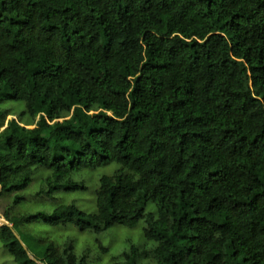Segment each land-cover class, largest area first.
Returning <instances> with one entry per match:
<instances>
[{"label":"trees","instance_id":"1","mask_svg":"<svg viewBox=\"0 0 264 264\" xmlns=\"http://www.w3.org/2000/svg\"><path fill=\"white\" fill-rule=\"evenodd\" d=\"M8 101L25 104L0 109V197L14 206L39 167L51 173L42 197L85 191L72 175L120 166L100 180L95 214L7 210L20 236L39 221L97 234L144 221L155 246H132L125 264L141 253L264 264V0H0ZM0 233L17 264H37L9 227ZM35 243L43 264H88L70 244Z\"/></svg>","mask_w":264,"mask_h":264},{"label":"rangeland","instance_id":"2","mask_svg":"<svg viewBox=\"0 0 264 264\" xmlns=\"http://www.w3.org/2000/svg\"><path fill=\"white\" fill-rule=\"evenodd\" d=\"M1 108L10 111L14 115H18L21 111L25 110V104L8 101L1 104ZM11 119H13V116L7 118L5 128ZM119 168L118 164H113L97 170H83L72 175L70 180L84 184L87 186V190L76 192L63 190L53 196L39 197L37 194L41 191L44 180L51 175L47 169L39 167L35 170L29 188L20 193L24 198L21 204L14 206V195L0 197V222L7 223L3 214L9 209H11L10 215L16 218L37 213L51 214L62 205H76L87 214H95L97 212V192L100 187V180L102 177L115 175ZM147 213H153L155 217H158L157 208L151 202L147 204ZM144 227H146L144 221L135 229L115 225L108 231L97 234L82 232L73 225L53 227L45 224L43 221H39L30 225L20 226L19 233L23 237L25 246L34 253L37 251V247H35L36 240L48 239L60 246L70 244L77 256H87L88 264H125L126 259L124 258V254L132 246L147 250L155 246L154 243L146 239ZM101 247L106 251H103ZM136 261L137 264H156V259L153 256L143 253L136 258ZM0 264H17L9 251L2 246L1 233Z\"/></svg>","mask_w":264,"mask_h":264},{"label":"water","instance_id":"3","mask_svg":"<svg viewBox=\"0 0 264 264\" xmlns=\"http://www.w3.org/2000/svg\"><path fill=\"white\" fill-rule=\"evenodd\" d=\"M2 226L9 227V228L13 231V233L15 234V236L19 239V241H20V242L22 243V245L24 246L25 250L28 252L29 257H30V259H31L33 262H35V263H37V264H39V263H40V264H43L42 262H39V261L34 257V255L32 254V252H31V251L25 246L23 239H22L21 236L16 232V230L14 229V227L11 226L10 223L4 224V225H2Z\"/></svg>","mask_w":264,"mask_h":264},{"label":"bare ground","instance_id":"4","mask_svg":"<svg viewBox=\"0 0 264 264\" xmlns=\"http://www.w3.org/2000/svg\"><path fill=\"white\" fill-rule=\"evenodd\" d=\"M3 223H5V222H3ZM5 224H7V223H5Z\"/></svg>","mask_w":264,"mask_h":264}]
</instances>
